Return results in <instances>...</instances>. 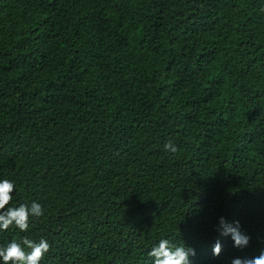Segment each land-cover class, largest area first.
<instances>
[{"label": "trees", "instance_id": "obj_1", "mask_svg": "<svg viewBox=\"0 0 264 264\" xmlns=\"http://www.w3.org/2000/svg\"><path fill=\"white\" fill-rule=\"evenodd\" d=\"M3 179L44 215L0 247L46 239L41 264H154L162 239L259 256L264 0H0Z\"/></svg>", "mask_w": 264, "mask_h": 264}, {"label": "clouds", "instance_id": "obj_2", "mask_svg": "<svg viewBox=\"0 0 264 264\" xmlns=\"http://www.w3.org/2000/svg\"><path fill=\"white\" fill-rule=\"evenodd\" d=\"M165 149L175 153L178 148L172 143L165 144ZM16 190L15 183L8 179L0 180V230H8L15 226L21 231L27 232L30 228L31 218L42 217L44 209L38 202H32L30 206L21 204L19 207L9 206ZM223 236L230 235L234 241V247L244 248L250 242V237L241 232L239 222L235 226L229 224L223 217L220 219L218 229ZM222 246L219 241L213 248V253L219 256ZM50 251V244L41 238L39 242L23 239L21 243L12 241L6 247H0V260L3 264H41L45 255ZM194 248L185 245L176 246L167 239L159 241L149 252L154 258V264H192L191 257L195 256ZM232 264H264V252L252 258H235Z\"/></svg>", "mask_w": 264, "mask_h": 264}]
</instances>
